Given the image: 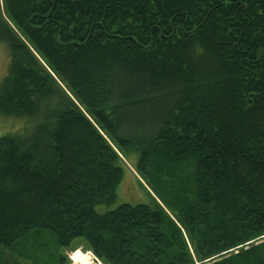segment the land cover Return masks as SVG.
Segmentation results:
<instances>
[{
	"label": "trees",
	"instance_id": "1",
	"mask_svg": "<svg viewBox=\"0 0 264 264\" xmlns=\"http://www.w3.org/2000/svg\"><path fill=\"white\" fill-rule=\"evenodd\" d=\"M0 40V114L35 122L0 135V264H71L78 237L264 264V0H0ZM131 149L151 202L97 211Z\"/></svg>",
	"mask_w": 264,
	"mask_h": 264
},
{
	"label": "rangeland",
	"instance_id": "2",
	"mask_svg": "<svg viewBox=\"0 0 264 264\" xmlns=\"http://www.w3.org/2000/svg\"><path fill=\"white\" fill-rule=\"evenodd\" d=\"M9 64V48L5 42L0 40V81L5 76ZM15 126L13 127V125ZM33 119H17L0 114V135L15 132L19 130H25L34 127ZM22 126V127H20ZM20 127V128H19ZM127 167L124 171V176L117 187V197L112 204H98L95 209L99 212H106L109 209L115 208L121 203L127 202L131 204L137 203H150L151 195L153 191L150 189L146 181L143 179L141 172L138 170L139 151L137 149H131L126 152ZM74 246V249L72 247ZM89 246L88 241L82 237H78L73 241L71 248H67L66 253L70 258L71 264H83L77 262L72 258L73 251L89 253L90 259L93 263L103 264V262L96 257V255L90 251L85 250ZM96 261V262H95Z\"/></svg>",
	"mask_w": 264,
	"mask_h": 264
},
{
	"label": "bare ground",
	"instance_id": "3",
	"mask_svg": "<svg viewBox=\"0 0 264 264\" xmlns=\"http://www.w3.org/2000/svg\"><path fill=\"white\" fill-rule=\"evenodd\" d=\"M71 255H72V258L77 262H82L83 264H95L91 261L89 253L73 251ZM97 264H100V263H97Z\"/></svg>",
	"mask_w": 264,
	"mask_h": 264
}]
</instances>
